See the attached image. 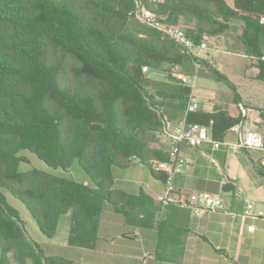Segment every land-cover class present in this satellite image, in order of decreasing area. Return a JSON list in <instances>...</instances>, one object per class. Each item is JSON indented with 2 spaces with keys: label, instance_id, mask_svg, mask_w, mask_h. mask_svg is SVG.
Returning a JSON list of instances; mask_svg holds the SVG:
<instances>
[{
  "label": "trees",
  "instance_id": "obj_1",
  "mask_svg": "<svg viewBox=\"0 0 264 264\" xmlns=\"http://www.w3.org/2000/svg\"><path fill=\"white\" fill-rule=\"evenodd\" d=\"M140 11L183 26L195 48L204 34L240 23L264 82V0H0V264L10 263L11 251L23 263L72 264L26 240L5 192L46 239L69 214L68 243L90 247L104 205L128 219L140 203L114 189V169L168 160V152L148 150L167 128L162 104L175 97L183 106L190 91L173 71L191 77L205 68L235 92L207 61L142 23ZM143 68L166 82L151 81ZM258 114L264 121V109ZM241 120L219 109L186 116L218 141Z\"/></svg>",
  "mask_w": 264,
  "mask_h": 264
},
{
  "label": "crops",
  "instance_id": "obj_2",
  "mask_svg": "<svg viewBox=\"0 0 264 264\" xmlns=\"http://www.w3.org/2000/svg\"><path fill=\"white\" fill-rule=\"evenodd\" d=\"M234 28L238 42L244 45L241 24L233 22L227 31ZM236 55L248 58L250 63L254 59L246 50ZM198 58L209 60V65L216 61L212 54L209 59ZM220 58L221 63H214V69L226 77L235 92L225 83L213 80L205 68L199 67L196 75L186 76L188 82L181 83L190 90L185 105L181 106L180 99L175 97L162 104L167 129L187 123V105L194 99L203 113L219 109L231 118H241L243 126L256 128L264 141V121L258 114L264 104L256 106L252 89L243 92L245 88L220 72L233 73L232 69L221 68L223 63L232 64V60L222 55ZM258 77L259 70L255 79L260 81ZM240 78L239 82L245 80L243 74ZM148 79L166 82L164 75L163 79ZM218 83L224 86L219 87ZM219 141L229 145H221L218 149L209 143L198 148L180 146L179 153L185 165L173 178L174 191L168 205H162L158 200L164 188L163 174L136 161L125 169L115 168L114 189L140 198V203L130 207L128 219L113 207L104 205L90 247L68 243L69 214L59 217L52 239H46L40 232L36 241H32L46 257L62 258L72 264H141L143 261L145 264H264V220L232 217V214L240 215L250 203L255 211L264 204V151L236 149L237 137L228 130ZM169 148L166 141L157 138L150 144L148 154H162ZM199 193L220 195L226 211L195 212L192 198ZM250 226L252 231H248ZM13 259H16L15 264H34L32 259L24 263L17 256Z\"/></svg>",
  "mask_w": 264,
  "mask_h": 264
},
{
  "label": "built area",
  "instance_id": "obj_3",
  "mask_svg": "<svg viewBox=\"0 0 264 264\" xmlns=\"http://www.w3.org/2000/svg\"><path fill=\"white\" fill-rule=\"evenodd\" d=\"M138 19L142 23H145L163 33L181 48L185 50L194 48L192 40L182 28L163 24L154 15L147 11H140V13H138ZM259 23L264 27V16L259 19ZM197 48L202 51L208 49L207 35L202 36ZM261 60L264 62V51L262 52ZM147 70V68H143L144 73ZM173 77L184 84L188 82V78L185 75L179 74L176 71H173ZM198 109V103L194 99H191L187 105V112H196ZM228 132L235 134L237 137V141L234 145L236 149L264 151V141L256 128L247 129L240 122L232 126ZM157 138L166 141L170 147L167 151L168 160L158 161L152 166L155 173L163 174L164 188L162 194L158 197V200L162 205H168L171 202L174 191L173 178L176 174L181 172V169L185 165V160L179 153L180 146L185 145L192 148H198L205 143H209L214 149H218L221 145H229L226 141H215L211 135L210 127L195 123H183L175 126L171 130L166 128L157 135ZM192 204L195 207V212L198 210H206L209 212L226 211L222 197L218 194L199 193L192 198ZM232 217H249L252 219L264 220V204L260 209L255 211L254 205L250 203L240 215L232 214ZM252 230V226L248 227V231ZM141 264H145V261Z\"/></svg>",
  "mask_w": 264,
  "mask_h": 264
},
{
  "label": "rangeland",
  "instance_id": "obj_4",
  "mask_svg": "<svg viewBox=\"0 0 264 264\" xmlns=\"http://www.w3.org/2000/svg\"><path fill=\"white\" fill-rule=\"evenodd\" d=\"M225 1L228 3V5L230 6L233 5V0H225ZM195 24L196 22L192 21L190 22L189 25L193 27ZM178 27L184 30L183 26H178ZM204 35H207L208 37V49L202 51L196 48V49H190V52H192L197 57H205V59L207 58L209 59L212 54L214 57L216 56V61L214 62L215 64L221 63L220 55H222L223 58L231 59L232 64H227L228 62L223 63V67L221 68L222 70H225V68L226 70L227 68H229V70L232 69L231 71H233V73L229 74L227 71L225 72L220 71V72L225 74L233 82L235 83L238 82L241 88H245L243 89V92L244 90L252 89L254 91L253 103L256 104V106H258L259 104L261 105L264 104V83L255 79L258 69L255 66L251 65L250 60H248V58L241 57L240 55H236V53L237 54L245 53V47L243 44H240L238 42L235 33V28L230 32L227 31L222 36L221 34H217V35L204 34ZM227 52L230 54L224 55ZM236 71H238L239 77H236L237 76ZM145 74L148 77H152L154 79H163V74L160 71L148 70L147 72H145ZM242 74L244 75L245 80H242L243 82H239V80L241 79L240 75ZM219 85H220L219 87L224 86V84H219ZM227 89L229 88L227 87ZM80 173L81 175L79 174V176L84 175L82 172ZM77 178L80 179V177ZM5 196L8 204L12 208L18 211L19 218L23 223L26 240L30 243L33 242L34 240L36 241L37 239L36 236L41 234L35 222L31 218L28 211L26 210L25 206L19 200L13 198L9 193L5 192ZM8 255L9 257L12 258V259L10 258V262H12V264H15L16 259L15 260L13 259L15 256L14 251H11Z\"/></svg>",
  "mask_w": 264,
  "mask_h": 264
}]
</instances>
